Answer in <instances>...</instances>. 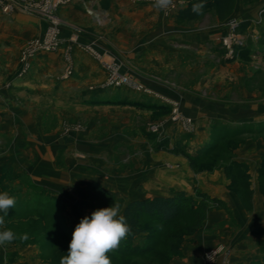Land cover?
Wrapping results in <instances>:
<instances>
[{
    "label": "rangeland",
    "instance_id": "374dc122",
    "mask_svg": "<svg viewBox=\"0 0 264 264\" xmlns=\"http://www.w3.org/2000/svg\"><path fill=\"white\" fill-rule=\"evenodd\" d=\"M139 1L152 2V0H124L125 3ZM243 1L244 8L250 7L251 1ZM71 2V0H0V77L2 78L0 79V91H12L11 98L14 99L13 110L8 111V115L3 117L4 122L9 119L8 122L11 125L14 123V125L8 133L6 130L0 133V192L7 191L16 200L14 208L8 209L6 215L4 213H0V215H3L5 220L3 228L13 230L18 236L23 233H27L29 236L27 241L17 239L11 244L0 246V264H20L25 259L23 251L31 247L36 249L37 259L40 264H59L60 258L67 255L68 245L75 229V226L70 223V216L67 215L68 204L63 202V199L58 197L53 191L34 182L32 177L26 174L25 171L18 172L16 170L17 167L20 169L33 167L35 170L40 169L41 173L48 174L53 172L49 171L51 166L49 169L48 166L42 169L39 167L41 159H39L37 152L26 154V144V147H23L25 149L24 153L17 154L14 152V155L12 147H14L17 140L21 142L26 138L30 139L35 145V149L38 150L43 146L42 142L44 139L49 136L54 141L71 139L76 144L77 149L68 150L70 154L68 156L71 157L69 159H76L81 162L82 174L100 175V184L105 187L108 185L117 187L124 184L127 187H132L138 179L140 168H143L149 161H154L161 151L168 153L182 152L184 154L187 151L185 149L186 146L184 147L181 143L173 144V148H170L172 145L170 144L171 139L174 136L171 138L170 136L169 138L168 136H162V139H160L162 129L160 125L165 121V117L168 120L180 122V128H175L178 136L182 135V132L189 133L191 131L192 120L183 117L177 107L165 113L166 115L164 113L142 112L139 110V103H141L140 101L146 92H138L131 87L106 88L108 92L99 98H90L87 95L89 91H95L96 87L100 86L104 89V84L108 79V70L101 62L109 59V53L122 59L129 50L136 52L139 50L140 41L138 37L134 40V46L131 48L125 46L126 44L124 45L121 37L123 34L121 35L120 33L122 28L121 18L112 19L111 16H107L104 12H98L95 9L93 11L90 7L87 11L84 10L83 14L89 25L94 27L95 30L100 29V31L94 32L99 36L94 40L97 45H103V47L101 51H94L99 56L97 58L100 59V62L96 63L102 70L105 68L103 71L106 77L105 79L84 81L83 83H76L73 80L75 77V73L73 74L75 70L74 54L72 53V47H64L65 43L62 37L65 32L67 34L70 32L74 33V28L71 27L74 26L73 21L70 19H77V16L75 15L76 13H72L68 9ZM191 2L198 3L201 0H174L176 6L170 8L171 11L168 12L176 18L182 8L187 7ZM205 5L202 15H199L194 21L185 23L178 21L177 18L175 20L174 18H167V13L163 11V24L169 25L174 21V24L182 26H188L193 23V25L197 23L200 26L215 25L217 16L212 0H205ZM260 13L264 15V7ZM51 17L58 18L59 22L56 20H53V22ZM170 19L173 21H170ZM160 20L157 15L153 16L145 26L146 28L156 27L159 25ZM51 21L52 25L56 23L58 27L57 34L60 43L57 51L52 53H47L46 51L37 52L33 58V60H36L35 63L32 60L28 68L29 71L33 68L31 75L27 76L28 72L20 76L19 72L23 66L22 57L25 51L37 40L44 39L48 35L46 34L48 33L46 29L40 35V23H46V27L49 24V27H51ZM232 33L235 35L239 34V37L241 34L231 28L217 42H208L207 46L211 51V57L209 58L212 66H229L228 71L230 73H238L236 63L240 62V55L232 61L228 62L227 60L225 63L223 56L220 54L222 39ZM241 35V39L244 38L245 45H247L248 41L253 44L252 50L248 54H252V52L255 54L252 55L251 63L243 67H245V71L258 73L260 75V86L264 87V60L262 59L264 57V44H258L261 38L264 39V35L258 38L250 31ZM96 44L94 45L97 46ZM179 44H176V46H179ZM180 46L182 47L183 45ZM87 48L88 50L95 49L92 46ZM187 49H192V46ZM11 62L13 63L12 65ZM38 64L39 66H37ZM46 64L47 66L45 67ZM123 67V64H120L118 69L120 73L126 75ZM15 69L18 79L12 81L13 78L9 79L6 73L10 74ZM239 69L242 68L239 67ZM70 70L72 74L66 78V72ZM33 74H35V77L32 76ZM195 80L197 79L193 76L189 78L188 76H182L180 84L181 86L186 84V88H191ZM217 83L215 82L216 87L218 88L220 85L222 91L227 93L229 88L234 86H231L230 83L234 84L235 82L223 80L221 84ZM216 87L213 89L215 90ZM230 94L231 98H235L237 95L236 89L231 88ZM0 96L3 100L11 102V98L6 97L3 93ZM0 108L2 107L0 106ZM163 114L165 117L161 118L160 116ZM156 115H159L164 121H158L159 117L156 118ZM152 126H157V131L152 130ZM242 142V139L233 138L219 142L215 151L202 160L192 163L191 159L193 158L190 157L189 169L193 174L197 175L192 177V181L206 182L208 185V179L219 180L221 174L218 171L222 170L226 178L231 179L233 182L232 187L234 189L237 188V191L234 192L241 198L245 208L252 212L255 207L254 192L250 190L246 166L242 165V168L237 169L232 168L234 149L239 147ZM61 147H59L61 151H58L55 161L52 163L55 164L54 168L56 171L69 170V166L66 164L65 149ZM181 165L182 162L178 161V166L182 167ZM231 170H233V176L230 173ZM200 174H202V180L198 181ZM130 175L132 176L131 179H129ZM133 178L136 179L132 180ZM221 178L223 179V177ZM126 180L129 181V185ZM83 181L87 180L83 179ZM80 185H82V182ZM153 186L154 183L146 185L147 190L145 193H154L155 186ZM75 187L72 193L80 198L74 192ZM177 191L182 190L170 189L166 193L172 195ZM187 191L184 192L194 195L196 198L197 194H205L211 198L219 199L212 197L209 192H203L201 188L196 187ZM139 192L144 194L142 187L138 189L137 194ZM118 193L125 197L124 204L129 201L125 195L128 193ZM262 194L264 195L263 192ZM80 199L91 201L94 205L93 211L98 209L94 200ZM219 200L222 201L221 199ZM222 202L225 204L224 201ZM198 209L199 204H194L188 214L169 227L161 226L153 218L143 217L141 223L146 232L137 237L135 241L144 244L149 241H157V243L159 242V249L148 258H118L113 255L116 251L110 252L107 255L110 257L112 264H170L174 259H181L183 246L186 243L194 244L196 242L195 236L202 230L204 222L208 219L210 213L216 210H228L226 204L225 208H216L210 205L209 211L200 227L193 233H189L188 231L193 225V213ZM82 210V218L85 216L91 217L93 211L88 215L85 207ZM206 232L209 233L210 231ZM257 234L264 237V228H260ZM178 241H181L180 250L170 252L171 250L169 249L176 247ZM259 245L261 256L250 264H264V238ZM220 256L223 258L222 264H229V251L223 245L206 249L202 258L204 264H216Z\"/></svg>",
    "mask_w": 264,
    "mask_h": 264
},
{
    "label": "crops",
    "instance_id": "0c3cea01",
    "mask_svg": "<svg viewBox=\"0 0 264 264\" xmlns=\"http://www.w3.org/2000/svg\"><path fill=\"white\" fill-rule=\"evenodd\" d=\"M71 1L68 9L70 12L76 13L77 16V19H70L73 21L74 26L71 27L74 28V33L67 34L65 32L62 37L65 43L64 47H72L75 58V70L73 72L75 77L73 80L76 83L101 80L106 77L103 71L105 68L102 70L96 63L100 62V59L97 58L99 56L95 51H101L103 45L96 44L94 39L99 36L94 32H98L100 29L95 30L94 27L89 25L83 14L84 10L87 11L90 7L93 11L95 9L98 12H104L112 19L121 18L122 28L120 33L123 34L121 36L123 43L128 48L134 46V40L137 37L139 38L138 52L129 50L122 59L111 53L108 54L112 62L119 65L123 64L124 72L147 89L140 101L141 103H139V110L145 113L165 114L177 107L183 117L192 120L191 131L189 133L182 132V135L178 136L175 128H180V122L168 120L165 117L166 114L160 116L161 118L165 117V121L159 115H156V118L159 117L158 121H164L160 125L162 128L160 139H162V136H168V138L174 136L171 139L170 144L172 145L170 148H173V144L181 143L184 147L186 146L185 149L188 152L186 151L184 154L182 152L168 153L161 151L154 161H149L143 168H140L138 179L132 187H127L126 184L117 187L109 185L103 187L110 191L128 193L125 195L129 201L154 196H169L171 194L168 195L166 192L170 189L187 191L197 187L205 193L209 192L212 197L214 196L225 202L228 210L212 211L204 222L202 230L196 234V242L194 244L186 243L182 248V258L174 259L170 264H204L203 252L218 245L225 246L229 251V264H250L258 260L261 256L259 244L264 238L257 234L260 228H264V195L262 194V192L264 193V87L260 86V75L258 73L245 71V67H243L251 63L252 55H255L253 52L252 54L240 56V62L236 63L238 73H230L228 71L229 66L211 65V59L209 58L211 57V51L207 44L208 42H217L220 37L231 30L234 23L240 22H249L247 32L250 31L256 37L259 38L264 35V15L260 13L264 7V0H249L251 1L250 7L245 8L243 7V0H235L234 10L230 18L223 21L217 18L215 25L207 26H200L197 23L188 26L176 25L171 19L172 24H163V11L154 9L152 2L125 3L124 0ZM168 11L171 10L165 12L167 18L173 19L174 15H170ZM156 15L161 19L159 25L146 28L145 24L150 21L151 17ZM40 26L39 32L42 35L46 29V23H40ZM178 43H180L179 46H176ZM90 46L95 49L88 50L87 47ZM191 46L192 49H187ZM109 59L105 62H111ZM262 59L264 60V57ZM35 61L33 60V63ZM101 63H103V60ZM239 67L242 69H239ZM32 70L33 68L27 76L31 75ZM16 72L15 69L10 74H6L9 79L13 78L12 81H14L18 79ZM32 76L35 77V74ZM182 76L196 78L193 87L191 85V88H186V84L181 86ZM0 79L2 78L0 77ZM223 80L235 82L234 84L230 83L231 86H234L230 87L227 93L222 91L220 85L218 88L215 85V82L221 84ZM231 88H235L237 91L235 98L230 97ZM11 92L10 90H1L0 95L3 93L6 97L11 98ZM107 92L106 89L99 86L96 87L95 91H89L87 95L90 98H99ZM0 98V106L2 107L0 108V133L3 130L8 133L14 123L11 125L8 122L9 119L4 122L3 117L8 115V111L13 110L14 99L11 98V103L3 100L1 96ZM181 115L180 117H182ZM227 136V140L231 138L243 140L242 144L240 143L241 145L234 149L232 166L234 169L242 168V165L246 166L250 190L254 192L255 207L252 212L245 208L241 198L234 192L237 191V188L232 187L233 182L231 179L226 178L222 170L218 173L221 174L223 179L221 177L216 181L208 179L209 185L206 182L200 183L199 180H202V174L199 175V182H196L197 180L192 181V177L197 175L189 169L190 157L200 159ZM217 141L219 142L217 143ZM42 143L43 146L36 150L32 140L27 138L21 142L17 140L14 147H12V153L14 155L15 153H24L25 149L23 147L27 146L26 154L37 152L39 159H41L39 167L42 169L48 166L49 169L51 166L49 171L53 172L41 173L40 169L35 170L33 167L25 169L17 167L16 170L18 172L25 171L26 174L32 177L34 182L48 188L62 198L63 202L67 203L69 207L67 215L70 216V223L76 227L82 219L83 207L87 209L89 215L94 210V205L91 201L76 197L72 193L73 188L75 185H80L83 179L100 183V175L82 174L81 162L76 159H69L71 157L68 156L70 155L68 150L77 149L76 144L71 139L54 141L49 136ZM56 146H62L61 148L65 149L66 164L69 166V170H55V164L52 163L55 161L58 151H61ZM178 161L182 162V167L178 166ZM131 178L130 175L129 179ZM126 181L129 185V181ZM150 183H154V193L147 194L145 193L147 190L146 185ZM140 187L143 188L144 194L140 192L137 194ZM206 231L210 232L207 233ZM138 240L141 241V239ZM23 253L25 259L20 264H40L34 247L26 248ZM222 261L223 258L220 256L216 264H222Z\"/></svg>",
    "mask_w": 264,
    "mask_h": 264
},
{
    "label": "trees",
    "instance_id": "16d2710c",
    "mask_svg": "<svg viewBox=\"0 0 264 264\" xmlns=\"http://www.w3.org/2000/svg\"><path fill=\"white\" fill-rule=\"evenodd\" d=\"M195 2H191L187 7L183 8L177 15V19L180 22H191L196 20L199 15L192 13L191 7ZM213 8L217 18L220 21L226 20L233 12L235 0H212ZM249 22L237 23L236 31L241 34H245L248 30ZM264 39L261 38L258 44H264ZM252 43L248 41L245 46H235L234 55L232 59H226L225 49L220 50V54L223 56L224 61L228 62L234 60L238 55L242 56L250 53L252 50ZM224 137L222 140L226 139ZM218 147V144L213 146L210 151H207L200 159H191L192 163L197 160H202L204 157L214 152ZM234 169V167L232 166ZM233 176V170H231ZM248 178V177H247ZM246 178V179H247ZM234 180V178H233ZM75 194L82 199H90L96 202L97 208H104L113 205L117 202L121 205V214L127 219V222L131 226L132 233L128 238L121 242L119 249L113 254L118 258L122 257H134V258H148L152 254L156 253L159 249V242L149 241L147 243L136 242L137 237L144 234L145 228L141 223L143 217H150L155 219L161 226L169 227L176 223L184 215L188 214L191 207L194 204H199V209L193 213V225L188 231L193 233L197 230L202 221L205 219L210 205L216 208L223 207L225 204L219 199L211 198L205 194H197V198L193 195H189L184 191H177L170 196H154L149 198H143L133 201H125V197L121 196L118 192H113L105 189L99 182L96 181H82V185L75 187ZM141 238V237H140ZM139 239V238H138ZM181 241L177 242V246L170 248V252L180 250Z\"/></svg>",
    "mask_w": 264,
    "mask_h": 264
},
{
    "label": "clouds",
    "instance_id": "9594fccd",
    "mask_svg": "<svg viewBox=\"0 0 264 264\" xmlns=\"http://www.w3.org/2000/svg\"><path fill=\"white\" fill-rule=\"evenodd\" d=\"M176 5L174 0H152V7L157 11H167ZM205 0L194 3L192 13L202 15ZM16 200L7 191L0 192V213L7 214L14 208ZM4 216L0 215V246L11 244L17 239L27 241V233L19 236L9 228H3ZM132 233L131 226L121 214V205L114 202L109 207L97 209L91 217L85 216L76 225L68 245L67 255L60 258L59 264H112L110 252L117 251L121 242Z\"/></svg>",
    "mask_w": 264,
    "mask_h": 264
},
{
    "label": "built area",
    "instance_id": "2783aa9c",
    "mask_svg": "<svg viewBox=\"0 0 264 264\" xmlns=\"http://www.w3.org/2000/svg\"><path fill=\"white\" fill-rule=\"evenodd\" d=\"M53 20H56L59 22L58 18L57 19L53 18L52 21ZM52 21L50 25L52 28L49 27V24L46 27V31H48V33L46 34L48 35H46L44 39L37 40L36 43H34L31 47H29L23 54V57H22L23 66H22L21 71L19 72L20 76H23L29 72V69H28L29 65L32 62L37 52L46 51L47 53H52L54 51H57L59 47V43H60V40L57 34L58 27L56 26V23H53L54 25H52ZM236 26H237V23H234L232 25V28L236 30L235 29ZM241 36H242L241 34L239 37V34L235 35L234 33H232L228 37H225L222 39V43H220V45L222 49L226 50L225 58L226 56L227 58L233 57L235 46H245L244 38L241 39ZM103 66L106 68V70H108V79L106 80L104 84V89L111 88V87L112 88L131 87L137 90L138 92H147L145 87L137 83L130 75H127V74L123 75L122 73H120L118 69L119 64H115L114 62L111 61V62H103ZM66 73H67L66 78L72 74L71 70ZM151 129L154 131H157V126H152Z\"/></svg>",
    "mask_w": 264,
    "mask_h": 264
}]
</instances>
